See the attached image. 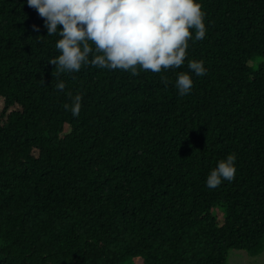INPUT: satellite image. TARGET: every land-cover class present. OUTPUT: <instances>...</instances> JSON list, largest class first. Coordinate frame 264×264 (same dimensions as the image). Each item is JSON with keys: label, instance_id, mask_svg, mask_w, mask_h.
<instances>
[{"label": "trees", "instance_id": "1", "mask_svg": "<svg viewBox=\"0 0 264 264\" xmlns=\"http://www.w3.org/2000/svg\"><path fill=\"white\" fill-rule=\"evenodd\" d=\"M196 2L207 32H193L184 65L132 76L57 75L60 37L27 0H0V264H227L230 249L264 251V0ZM188 60L207 74L189 73L182 96ZM68 92L82 96L78 117ZM232 153L235 179L207 187Z\"/></svg>", "mask_w": 264, "mask_h": 264}, {"label": "clouds", "instance_id": "2", "mask_svg": "<svg viewBox=\"0 0 264 264\" xmlns=\"http://www.w3.org/2000/svg\"><path fill=\"white\" fill-rule=\"evenodd\" d=\"M27 5L44 20L47 36L58 35L55 47L60 55L51 58L57 75L79 72L83 66L124 70L132 76L148 70L160 73L180 68L187 59L189 41H202L207 28L205 13L196 0H27ZM58 25L62 30L58 31ZM34 30L39 31L38 28ZM188 72H179L175 88L187 95L193 87L189 73L204 76L202 60H188ZM167 86L168 80L162 78ZM63 91V81L56 84ZM64 109L78 117L81 95L73 96ZM236 156L227 155L207 176L206 186L216 188L235 179Z\"/></svg>", "mask_w": 264, "mask_h": 264}, {"label": "rangeland", "instance_id": "3", "mask_svg": "<svg viewBox=\"0 0 264 264\" xmlns=\"http://www.w3.org/2000/svg\"><path fill=\"white\" fill-rule=\"evenodd\" d=\"M217 219L222 222L224 215L222 209L217 213ZM129 264H143L142 260L136 259ZM227 264H264V251L257 256H250L244 250L230 249L228 251Z\"/></svg>", "mask_w": 264, "mask_h": 264}]
</instances>
